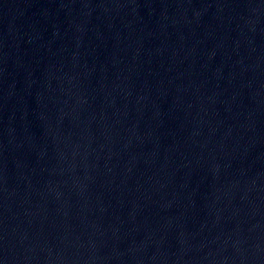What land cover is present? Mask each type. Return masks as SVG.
Masks as SVG:
<instances>
[{"label":"water","instance_id":"water-1","mask_svg":"<svg viewBox=\"0 0 264 264\" xmlns=\"http://www.w3.org/2000/svg\"><path fill=\"white\" fill-rule=\"evenodd\" d=\"M0 264H264V0H0Z\"/></svg>","mask_w":264,"mask_h":264}]
</instances>
